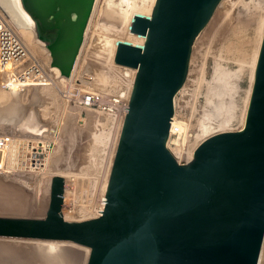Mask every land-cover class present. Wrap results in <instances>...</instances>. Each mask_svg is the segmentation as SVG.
<instances>
[{"label":"water","instance_id":"1","mask_svg":"<svg viewBox=\"0 0 264 264\" xmlns=\"http://www.w3.org/2000/svg\"><path fill=\"white\" fill-rule=\"evenodd\" d=\"M95 0H22L51 64L69 74ZM221 0H154L116 41L114 61L135 67L98 215L66 218L64 177L49 178L43 216L0 214V236L86 245L85 264H257L264 236V28L242 125L203 137L187 161L167 145L174 96L192 45ZM68 76V75H66Z\"/></svg>","mask_w":264,"mask_h":264},{"label":"rangeland","instance_id":"2","mask_svg":"<svg viewBox=\"0 0 264 264\" xmlns=\"http://www.w3.org/2000/svg\"><path fill=\"white\" fill-rule=\"evenodd\" d=\"M105 3L106 0L96 1L87 23L86 40L92 43L99 39L105 43L102 23L117 28L124 24L106 15ZM0 8L20 28L15 13L6 11L1 1ZM263 27L264 0H221L195 38L184 86L177 91L174 101L177 121L190 129L195 141L214 131L242 125ZM107 34L113 35L111 31ZM21 37L30 49L45 54L46 47L36 45L24 35ZM82 56L80 50L77 65L82 62ZM83 63L87 61L81 66ZM102 79L108 80L105 75ZM112 83V80L103 82L106 87ZM36 116L56 126L60 137L50 144L44 166L31 173L30 182L0 174V214L43 216L53 173L65 178L61 212L66 218L80 216L84 208L93 210L104 197L111 165H100L98 140H88L95 115L91 116L88 110L84 113L80 106L69 107L60 99L55 85L36 84L15 93L0 87V131L12 125L18 128L24 123L22 120ZM204 125L207 130L203 132ZM14 138L11 148L7 146L3 153L24 154V136L19 133ZM111 158L112 155L108 162ZM88 250L86 245L68 240L0 236V264H85ZM263 253L264 248L259 264H264Z\"/></svg>","mask_w":264,"mask_h":264},{"label":"built area","instance_id":"3","mask_svg":"<svg viewBox=\"0 0 264 264\" xmlns=\"http://www.w3.org/2000/svg\"><path fill=\"white\" fill-rule=\"evenodd\" d=\"M130 22L121 28L123 32L129 31ZM86 33L85 29L71 74L59 78L60 76H55V72L51 68L49 50L46 49L43 55L30 49L19 33L0 13V87L8 90H23L36 84L55 85L60 99L66 101L69 107L80 106L84 113L88 110L91 116L95 115L92 121L93 130L88 140L90 138L94 141L98 140V162L100 165L107 166L112 162L122 119L127 110L125 106H128L135 67L115 62L113 56L110 59L106 58L101 39L92 43L90 39L86 40ZM137 35L142 36L141 42L126 41L131 44H143L144 36ZM80 50L83 51L82 62L87 61V64L83 63V66H81V61L77 65ZM104 75L108 80L114 82L110 87L103 84V82H108V80L102 79ZM41 123L43 125L40 131L23 132L22 136L29 135H26L28 139L25 144L24 156L21 159H18L19 155L10 156L3 153L11 143V139L19 136L17 133L20 129L17 128V125L0 131V174L9 175L24 182L33 180L31 173L44 166L51 148L50 144L56 143L60 137L58 128L52 123L47 120H42ZM199 141L193 139L189 128L182 130L177 123L170 122L167 145L178 161L189 160ZM111 155V161L108 162ZM103 206L104 202L101 198L96 208L93 210L84 208L81 210L80 216L73 219L98 215L101 211L98 209H102Z\"/></svg>","mask_w":264,"mask_h":264},{"label":"bare ground","instance_id":"4","mask_svg":"<svg viewBox=\"0 0 264 264\" xmlns=\"http://www.w3.org/2000/svg\"><path fill=\"white\" fill-rule=\"evenodd\" d=\"M0 1L2 2L3 6H4V9H6V11H8L9 13H12V14L15 13L14 16L18 19V21H17V19L15 18V21L17 23H19V26H20L21 29L0 8V11H1L0 13L2 14V16L4 15V17L6 19L7 18L9 19V20L7 19V21H9V23L19 33V35L20 36L24 35L25 38H28L30 41L35 42L36 45L45 48L46 44L51 40V38L48 37L46 34H40L39 33V30L37 28L38 26H37L36 20L30 14V12L24 7L22 0H0ZM96 1L97 0L94 1L92 11H93V9H94V7L96 5ZM153 2H154V0H106L105 4H106L107 10H108V13L106 15H108V17L110 15V16H112L114 18H117L118 20L120 19V21H122L124 23L123 26L121 27V28H123L126 23L130 22L131 16L134 13H141V14H144V15L149 14L150 11H151ZM234 4L235 3H232L233 6H234ZM92 11H91V13H92ZM90 16H91V14H90ZM88 22H89V19H88ZM110 23H112V21ZM110 23H108V24H110ZM101 27H102V30H104L105 33H106V35L104 36L105 43L103 42L102 49H104V51H105V55H106L105 57H107L109 59L112 58V56H113L117 40L125 39V40H129V41H131L133 43H136V42L138 43V42L142 41V36L137 35V34H133V33H131L128 30L126 32H123L121 30V28H117V26H115L113 24L112 25L111 24L107 25L106 23H102ZM86 28H87V25H86ZM110 31H111V34H113V35L107 34V32H110ZM49 53H50V51H49ZM51 65H52L51 68L55 72L54 75L55 76H60L59 78L65 77L66 75H70L71 74L72 69H71L69 74H63L60 71V68L56 64H51ZM183 86H181L179 88V90H182ZM37 87H39V86H37ZM11 91H12V93H15L17 90L11 89ZM174 101H175V96H174ZM171 121L173 123H177L182 130L185 129L184 123H182L180 121L179 122L177 121V117H176L175 111L173 112ZM22 122H24V123H22V125L21 126L19 125V127H18V129H20V131H22V132L19 131L20 134H23V132L24 133L25 132L29 133L30 131H35V130L36 131L37 130L40 131L41 130V126L43 125V123H41V121L38 119L37 116L35 117V119H30L29 120V118H28L27 120L26 119L22 120ZM205 130H207V126L206 125H204L202 127V131L204 132ZM19 133H17V135H19ZM26 135H29V134H26ZM26 135H23L24 136V138H23L24 139L23 140L24 150H25L26 141L28 139V136H26ZM15 138H18V136L15 137ZM8 147L11 148V143L9 144ZM23 156H24V154H20L18 159H21ZM106 182H107V180H106ZM106 182L104 184V187L106 185ZM103 198H105V197H102V201L104 202ZM64 216H65V214H64ZM47 240L48 241H57V239H47ZM263 243H264V237H263ZM263 243H262V246H261V250H260V253H259V258H258L257 264H259L260 260H261L262 249L264 248L263 247ZM262 258H264V257H262Z\"/></svg>","mask_w":264,"mask_h":264}]
</instances>
